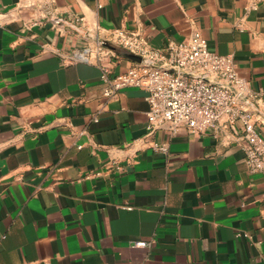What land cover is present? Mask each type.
Returning a JSON list of instances; mask_svg holds the SVG:
<instances>
[{
  "label": "crops",
  "instance_id": "1",
  "mask_svg": "<svg viewBox=\"0 0 264 264\" xmlns=\"http://www.w3.org/2000/svg\"><path fill=\"white\" fill-rule=\"evenodd\" d=\"M97 28L155 49L200 32L260 94L264 137V0H0V264H264L240 129L149 136L144 90L107 98L98 65L64 61ZM118 50L110 77L135 62Z\"/></svg>",
  "mask_w": 264,
  "mask_h": 264
},
{
  "label": "built area",
  "instance_id": "2",
  "mask_svg": "<svg viewBox=\"0 0 264 264\" xmlns=\"http://www.w3.org/2000/svg\"><path fill=\"white\" fill-rule=\"evenodd\" d=\"M97 30L93 51L88 48L84 54L64 57V61L83 59L98 65L101 79L108 84L104 91L107 98L126 88L144 90L149 104V136L165 128L173 135L181 131L200 135L222 125L239 128L246 140L244 153L249 172H264V137L259 125L262 117L256 107L260 94L240 75L232 55L211 50L207 39L198 31L187 41L171 42L163 49H155L138 33L116 29L102 35ZM109 46L140 61H135L126 72L110 77L111 68L105 57L115 50ZM152 148L162 154H167L169 149L168 144L158 142ZM116 169L124 171L121 166ZM134 245L149 244L138 241Z\"/></svg>",
  "mask_w": 264,
  "mask_h": 264
},
{
  "label": "water",
  "instance_id": "3",
  "mask_svg": "<svg viewBox=\"0 0 264 264\" xmlns=\"http://www.w3.org/2000/svg\"><path fill=\"white\" fill-rule=\"evenodd\" d=\"M111 49H113V50H117V51H119L117 48H115V47H112V46H109ZM122 54L125 56V57H127V58H129V59H131V60H133V61H140V59L138 58V57H136V56H133V55H131V54H129V53H127V52H122Z\"/></svg>",
  "mask_w": 264,
  "mask_h": 264
}]
</instances>
